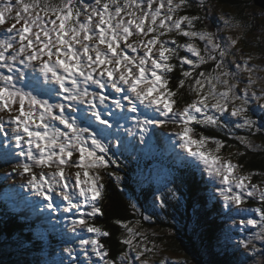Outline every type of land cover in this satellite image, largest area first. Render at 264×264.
Wrapping results in <instances>:
<instances>
[{
	"label": "snow or ice",
	"instance_id": "6c2138e0",
	"mask_svg": "<svg viewBox=\"0 0 264 264\" xmlns=\"http://www.w3.org/2000/svg\"><path fill=\"white\" fill-rule=\"evenodd\" d=\"M209 7L205 0H0V134L8 140L0 159L15 161L22 186L46 202L39 211L67 214V264H169L140 219L112 221L120 230L116 255L103 239L113 233L95 223L106 181H124L121 157L135 150L133 138L149 146L155 125L174 127L186 154L177 159L207 175L211 198L245 233L233 244L244 252L234 255L264 256L256 243L264 244V171L232 159L264 147L252 139L264 135V63H253L264 52L244 53L239 35L211 30ZM185 88L192 99L181 106ZM196 126L224 130L228 139ZM228 140L244 150L225 156V147H236ZM152 195L150 214L131 203L133 216L152 221L182 198L167 184ZM189 226L202 236L198 216Z\"/></svg>",
	"mask_w": 264,
	"mask_h": 264
},
{
	"label": "trees",
	"instance_id": "16d2710c",
	"mask_svg": "<svg viewBox=\"0 0 264 264\" xmlns=\"http://www.w3.org/2000/svg\"><path fill=\"white\" fill-rule=\"evenodd\" d=\"M217 1L220 5L232 8L239 20L245 18L244 10L247 7L250 9L253 4L255 5L253 0ZM256 8L264 12V9L257 5ZM212 20L217 25L216 30L220 29L219 21ZM203 26L204 22L198 25V27ZM208 70H210V66H208ZM173 75H178V72ZM175 83L176 81L174 85L172 84L173 87H175ZM182 91L184 96L180 102L181 106L192 98L188 95L186 88ZM196 128L198 132H203L205 135L228 139L224 130L206 129L202 126H196ZM155 133L156 143L148 146L150 151L147 153H155L157 158L168 161L167 167L171 169V173L166 180L161 181V184L150 181V183H145L146 180L136 170L138 162H135L132 157L127 161L124 160V156L121 157L119 172L125 179L119 186L115 180L106 181L108 191L102 202L104 215L98 216L95 220L96 224L113 233L111 239L103 238L105 243L111 248L112 254L116 255L121 247L117 239L120 230L112 221L115 219H140L141 224L149 233L153 231L168 232V235L153 237V239L165 242L170 249L175 253L182 254L185 258L182 261L169 262V264H228L230 255L239 252V249H232L233 241L241 239V236L239 237L237 232L229 235L224 233L226 227L232 228L231 230L235 232L236 226L232 225L227 210L223 209L222 202H219V197L215 200L211 198L214 194L212 182L209 181L206 174L202 175L200 171L179 161L178 153L174 149L165 147V141H162L159 129H156ZM239 134L243 135L244 133L240 132ZM255 138L261 141L260 146H264V135H257ZM163 140L167 141V137H163ZM228 142L236 147H225L224 150L231 152L232 149L244 150L237 141L228 140ZM235 158V160L239 159L241 163H244L248 170L264 171V147H261L259 151H249L245 157L236 156ZM187 159L191 160L190 157ZM143 163L147 165L146 161ZM13 164L14 161L0 165V253L6 257L5 260L8 264H60L62 260H58V258L64 257V254L61 253L63 251L59 252L55 248L59 247L58 244L65 236L64 231L67 223L62 218L61 221L58 220L59 228L55 227L52 230L49 228L50 224L44 220L46 210L41 212L29 207H22V203L19 202L15 193L13 191L11 193L10 188L8 189L10 182H13L18 175L12 171ZM6 174H9L7 178H5ZM165 184L176 188L178 195L182 196L180 200L171 202L173 207L168 210L167 215L159 214L152 221H144L140 213H137L136 216L132 215L131 203H136L142 213L150 214L147 211V205L152 203V193H155L158 188L163 189ZM149 197L150 199H148ZM197 216L203 224L202 236L194 235L193 232L188 231L187 227H184L182 233L176 222L188 225L187 223H192ZM233 218L240 219V217ZM240 234L243 233L240 232ZM229 236L231 242L228 240ZM81 260H83V256H81Z\"/></svg>",
	"mask_w": 264,
	"mask_h": 264
},
{
	"label": "rangeland",
	"instance_id": "374dc122",
	"mask_svg": "<svg viewBox=\"0 0 264 264\" xmlns=\"http://www.w3.org/2000/svg\"><path fill=\"white\" fill-rule=\"evenodd\" d=\"M207 4L210 5L208 9L205 11L207 12V18L209 20L214 19L216 22L219 21L220 23V34L221 36H228V35H239L241 37L240 43L238 47L243 50L244 53H261L264 52V12L256 8V5H252L250 9H245L244 15L246 14L245 18L242 20H239L235 15V11L230 8V7H225L223 5H220V3L217 0H205ZM205 11H202L200 15L203 17L205 16ZM237 11V10H236ZM222 15H225L229 18H232L233 21H238L241 25L239 29H229L226 28L223 24V21L220 19ZM253 63H264V60L260 61H253ZM261 75H264V73H261ZM175 81H172L171 83L174 85ZM192 99V98H191ZM190 99V100H191ZM189 100V102H190ZM163 119V118H161ZM131 127V124L128 125ZM159 129L160 130V137H167V141H165V147L167 149H174L177 153L181 155H186L185 153L181 152V149L176 146L174 143L175 137L172 134L174 131V127L172 125H168L166 127H160L158 125L152 126L149 133L148 137L150 138V144L149 145H154L156 143V134L154 135L153 131L154 129ZM135 139V150L132 151L131 155L125 154L124 160H128L130 157L133 158L135 162H138L136 166V170L138 173L141 174L142 178L146 180V182H160L163 181L164 179L166 180L167 177L171 173V169L167 167L168 161H165L164 159L157 158L155 153H150L148 154L147 151H150L149 147L145 145H141L139 143L138 138H133ZM254 144L256 145H261V141H258L255 137L252 138ZM142 146V148H141ZM139 148V149H138ZM142 151V153H141ZM154 152V151H151ZM223 154L225 156L229 155V153H235L236 150L232 149V152L230 150H222ZM146 154V155H145ZM144 156V157H143ZM236 155L232 156V159L235 161ZM146 161L147 165H145L143 162ZM141 169V171H140ZM23 180L21 182H18V188L20 189V192L22 194V199L25 200L26 205L32 208L33 210H39V207L42 205V203H46L44 201H39L38 197H35L31 194L30 190L26 187H23L22 185L24 184V181L26 177H22ZM261 179V178H260ZM149 182V183H150ZM150 199V197L148 198ZM20 201V200H19ZM34 201H39V203L36 205V207H33V202ZM28 202V204H27ZM22 203V202H20ZM141 209V208H140ZM146 214V213H144ZM64 215L67 214H61V213H52L49 210H46V217H47V222L50 224L49 228L54 229L59 228V222L58 220L64 218ZM29 219V218H28ZM61 221V220H60ZM185 224L186 222L183 221ZM67 223V222H66ZM178 223V226L180 228V231L183 233L184 225L183 223L176 222ZM232 223V222H231ZM188 225H191V223H187ZM188 231L192 233L191 227H187ZM232 228L226 227L225 234L229 235L230 233H236L238 236L243 238L245 233L240 234V229L237 227L234 228L233 232L231 230ZM238 230V231H237ZM65 236L61 239L60 243L58 244L59 247L55 248V250H58L59 252L63 251V248L66 246L67 243L73 241V234L68 231V225L66 224L65 226ZM157 235L155 237L163 236V235H168V232L165 231H154ZM162 233V234H161ZM189 233V234H191ZM236 238V237H235ZM238 238V237H237ZM240 239V238H239ZM157 245L161 248L162 250V255L166 256L168 258V262L172 261H182L185 258L183 257L182 254L178 252H174L172 249H170L165 242H158L155 240ZM235 242V241H233ZM258 248H264V244H261L260 242H256ZM221 246V245H220ZM78 247V246H77ZM232 249H235L232 245ZM239 252H244L243 249H239ZM64 254V257L60 256L58 260L65 261V264H67V254L64 252H61ZM247 255V256H245ZM57 256V255H56ZM6 257L1 255L0 253V264H8L6 263ZM159 259V257H157ZM247 259V264H259L261 260H264V256H261L259 252L253 254V253H244L243 255L237 257L235 255H230V259H228V264H240L241 261Z\"/></svg>",
	"mask_w": 264,
	"mask_h": 264
},
{
	"label": "water",
	"instance_id": "95a60500",
	"mask_svg": "<svg viewBox=\"0 0 264 264\" xmlns=\"http://www.w3.org/2000/svg\"><path fill=\"white\" fill-rule=\"evenodd\" d=\"M253 2L255 3V5L264 9V0H253ZM207 22L212 25L211 30L215 31L217 27L216 23L213 20H207Z\"/></svg>",
	"mask_w": 264,
	"mask_h": 264
},
{
	"label": "bare ground",
	"instance_id": "6f19581e",
	"mask_svg": "<svg viewBox=\"0 0 264 264\" xmlns=\"http://www.w3.org/2000/svg\"><path fill=\"white\" fill-rule=\"evenodd\" d=\"M162 141H164V140H163V138H162ZM141 148H142V146H141ZM138 149H139V148H138ZM141 153H142V151H141ZM142 154H143V153H142ZM20 202H22V203H23V205H26V202H25V200H24V199H23V200H22V199H20ZM42 204H43V203H42ZM25 207H26V206H25Z\"/></svg>",
	"mask_w": 264,
	"mask_h": 264
}]
</instances>
